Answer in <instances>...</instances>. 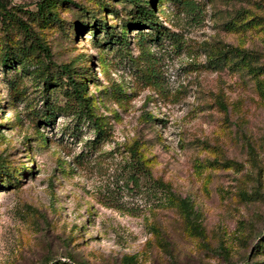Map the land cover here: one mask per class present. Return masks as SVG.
Returning a JSON list of instances; mask_svg holds the SVG:
<instances>
[{
    "label": "rangeland",
    "instance_id": "374dc122",
    "mask_svg": "<svg viewBox=\"0 0 264 264\" xmlns=\"http://www.w3.org/2000/svg\"><path fill=\"white\" fill-rule=\"evenodd\" d=\"M38 1L0 0V49L22 56L0 65V264L264 260V99L248 74L208 59L223 44L264 59L263 1L149 0L168 34L142 44L147 27L120 44L103 33L119 32L127 1L71 0L54 20ZM250 15L259 27L230 28ZM65 65L87 66L100 137L71 113ZM131 146L147 174L130 167ZM216 147L238 168L195 166Z\"/></svg>",
    "mask_w": 264,
    "mask_h": 264
},
{
    "label": "trees",
    "instance_id": "16d2710c",
    "mask_svg": "<svg viewBox=\"0 0 264 264\" xmlns=\"http://www.w3.org/2000/svg\"><path fill=\"white\" fill-rule=\"evenodd\" d=\"M127 1L130 6L126 8L124 11V20L121 22V29L119 32L114 30V25L110 24V26H106L102 23L103 33L105 34L106 40L109 42L115 43H123L124 42V34L126 28L130 26H137L140 28L147 27L148 30L145 32L138 34L139 36V44L146 40H152L156 38H160V36H166L168 34V30L164 28L157 22L156 14L154 13V2H149V0H122ZM263 6H264V0ZM171 2L176 6H185L188 4V0H171ZM65 3L73 4L71 0H39L37 3L36 13L37 16L41 20L56 19V7L58 5H63ZM230 28L234 29H244L246 27H254L257 28L259 23V17L256 15H250L246 19L239 20L238 18L230 21ZM100 24V23H99ZM77 25V23H76ZM100 27V25H99ZM23 31L26 33L28 27L23 25ZM142 31V30H141ZM38 44V43H37ZM39 45V44H38ZM21 55H17L14 50H12V45L5 43L0 49V65L7 67L12 61L21 62ZM19 59V60H17ZM212 61H215L217 66H226L231 70H239L243 71L249 75L250 78L253 79V83L256 89L257 94L264 99V59L259 61V57L256 52L248 50L243 46L239 45H222V47L218 46V49L212 55L211 58H208ZM24 65V62H22ZM81 70H73L71 67L65 65L61 69V73L64 77V89L68 88V92L70 96L74 98L75 106L71 108V113L75 116L84 117L89 122L92 123L93 131L96 137H100L102 133V127L100 122L95 120V115L92 113L90 106L88 105V96L84 93V89L86 84L84 80L81 78L82 76H86L83 72H86V65L82 66ZM81 72V73H80ZM57 80L60 79V76L56 77ZM48 81V83H52L53 85H59V82L63 80H58L57 82H52L51 79H47L44 77L43 81ZM65 92V90H64ZM68 107V106H66ZM47 107L41 113V119L44 121L50 120L53 115L52 108L51 110ZM249 152L252 151L251 147H248ZM220 149L216 147V153L212 157H206L200 159L196 162L195 166L207 168V169H217L219 167L224 168H234L237 169L239 163L220 155ZM129 155H130V167L135 169L136 173H148L147 165L144 163V160L140 158L139 155L135 153L133 146L129 147ZM255 163V162H254ZM1 166V165H0ZM257 166V164H255ZM2 171V167L0 168ZM197 171V170H195ZM5 176L8 175L4 172ZM257 177V176H256ZM1 179V178H0ZM166 193L170 194V187H166ZM197 225V224H196ZM261 237H263L262 241L257 244L259 248L256 250V253L264 252V230L261 233ZM67 264H77V263H67ZM250 264H264V260H254Z\"/></svg>",
    "mask_w": 264,
    "mask_h": 264
}]
</instances>
